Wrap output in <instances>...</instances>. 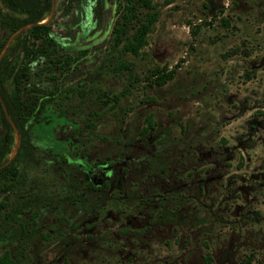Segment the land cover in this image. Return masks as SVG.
<instances>
[{
    "label": "rangeland",
    "instance_id": "374dc122",
    "mask_svg": "<svg viewBox=\"0 0 264 264\" xmlns=\"http://www.w3.org/2000/svg\"><path fill=\"white\" fill-rule=\"evenodd\" d=\"M119 1L54 0L48 32L33 40L14 29L46 23L51 0H0V84L27 116L8 112L0 92V165L16 148L21 173H0L14 183L0 193V257L206 264L209 253L213 264H264V0H152L138 54L124 50L135 18L114 41ZM41 121L83 161L35 138ZM106 156L120 159L88 169Z\"/></svg>",
    "mask_w": 264,
    "mask_h": 264
},
{
    "label": "trees",
    "instance_id": "16d2710c",
    "mask_svg": "<svg viewBox=\"0 0 264 264\" xmlns=\"http://www.w3.org/2000/svg\"><path fill=\"white\" fill-rule=\"evenodd\" d=\"M47 2L50 3V0H47ZM140 7L149 9V11L141 12L139 11ZM153 8L154 6L152 3V0H120L118 17L116 18L114 22V26H113V33H115L114 35L115 43L120 42L124 38L129 28L133 25L132 20L135 18L136 19L135 30L133 31L132 34H129L127 36L126 41L124 43V50L128 52H132L134 54H138L139 50L143 47V45L147 41L146 37L151 28L152 23L156 20V12L153 10ZM49 22L50 21L46 23L33 24L21 30L18 34L28 33L29 36L34 38L33 40H35L36 38H39L43 34H46L48 32V29L50 26ZM18 27H16L14 30H16ZM46 41L49 43H56L54 39L52 38H46ZM35 53H36V50L32 44L31 46L25 49L23 53V56H24L23 58L26 59L30 57L31 55H34ZM1 62H2V58L0 59V64ZM67 62H68L67 56H64V58L62 59V63L67 64ZM22 66H21V70L17 71L15 74L16 83L20 82L21 80L19 76L20 74L23 73ZM125 66H126V69L128 70V65H125ZM170 76H171L170 72H163L157 75L156 81L158 84H163L168 78H170ZM2 87L3 86L0 84V92L4 98V102L6 104V108L8 112L11 111L10 108H14L18 112L20 120L24 121L27 116L23 115L25 111L23 103L19 99H15L17 101L16 103L11 98H9L6 95L5 91H3ZM16 89L19 90L18 85H16ZM0 112L4 113L1 102H0ZM6 122H7L8 128H7L5 136L8 137L10 135V132L12 131V125L9 123L8 120H6ZM18 126H19V132L22 138L27 136L28 138L32 139L33 135L27 134V130L23 127L22 123L21 125H18ZM153 126H154L153 120L151 119V117H148L147 124L144 127H142L141 131L148 132L149 129L152 128ZM156 158L157 159L155 158L152 159V162H151L152 169L160 168L161 164L159 163V161H164V160H161L160 158L158 159V157ZM15 159H16V156L11 161H9L7 164L2 166L0 168V173L2 172V173H5L6 175H11L12 177H16L17 175L21 174L19 169L15 165ZM72 163H74V161H72ZM13 185L14 183L12 181H7V182L4 181L3 183H0V193L12 188ZM159 200L162 201L164 200V198L161 197L159 198ZM203 258L206 264H213L212 257L209 253H206L205 255H203ZM0 264H13V262L11 258L5 255V256L0 257ZM64 264H70V262L65 261ZM241 264H251V257L247 256L242 261Z\"/></svg>",
    "mask_w": 264,
    "mask_h": 264
},
{
    "label": "flooded vegetation",
    "instance_id": "af4514ba",
    "mask_svg": "<svg viewBox=\"0 0 264 264\" xmlns=\"http://www.w3.org/2000/svg\"><path fill=\"white\" fill-rule=\"evenodd\" d=\"M49 44H55V43H49ZM18 118H19V114H18ZM19 120H20V118H19ZM40 125L42 127L41 128L42 129V131H41L42 133H39L40 131H37V129H40V128H34L35 130L33 129V132L34 131L36 132V137L35 138L42 139V142H48L49 143V144H46V145H48L47 146L48 150H52V151H54L56 153L64 152V156H62L61 159L64 162H67V163H72V161H75V162H82L83 161V158L86 157L87 154L85 155L84 151H81L80 150L79 155H77L76 154L77 150H75L76 148L73 149L74 152L72 153L71 152L72 147L70 145V138L69 139H63V140L59 141L58 138H57V136L55 134H53V128H52V126L50 124H48L47 121H41V124ZM75 146H76V144H74V147ZM16 154H15V156H16ZM15 156H13V158ZM119 159L120 158H118L117 160H115L111 156H106L104 158L103 157H99L95 161L89 162L87 164V167L90 170H96V169H99L100 166H103L105 163L115 162V161L118 162ZM19 175H17V176H19ZM90 186L92 188H96L97 187L93 183H91Z\"/></svg>",
    "mask_w": 264,
    "mask_h": 264
},
{
    "label": "water",
    "instance_id": "95a60500",
    "mask_svg": "<svg viewBox=\"0 0 264 264\" xmlns=\"http://www.w3.org/2000/svg\"><path fill=\"white\" fill-rule=\"evenodd\" d=\"M53 5H54V0H51V12H50L48 18H47L46 20H44L43 22H48V21L50 20V17H51L52 12H53ZM36 23H37V22H30V23L24 24V25L18 27V28L14 31V33H13L12 35L14 36V35L18 34V33H19L21 30H23L24 28H26V27H28V26H31V25H33V24H36ZM12 35H11L9 38H11ZM5 48H6V47L4 46V47L1 49V51H0V59H1V57L3 56V54H4ZM2 103H3V102H2ZM3 105H4V103H3ZM4 108H5V105H4ZM16 139L18 140V132H17V131H16ZM15 152H16V148L13 150L11 157H10L7 161H5L3 164H1L0 167H2V166H4L5 164H7V163L13 158L12 156L14 155Z\"/></svg>",
    "mask_w": 264,
    "mask_h": 264
}]
</instances>
